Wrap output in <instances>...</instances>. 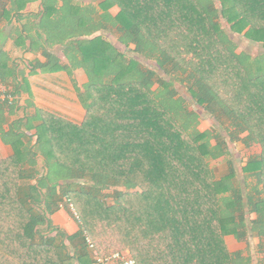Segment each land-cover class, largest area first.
<instances>
[{
    "label": "trees",
    "instance_id": "16d2710c",
    "mask_svg": "<svg viewBox=\"0 0 264 264\" xmlns=\"http://www.w3.org/2000/svg\"><path fill=\"white\" fill-rule=\"evenodd\" d=\"M57 1L43 7L58 15L50 36L67 47V63L45 53L38 67L87 74L78 91L85 115L74 123L35 107L6 131L16 105L0 104V134L13 150L0 159V264H89L86 238L100 256L127 250L135 264H233L225 234L244 235L251 212L250 229L264 234V64L236 51L220 19L264 44V0H217L219 8L214 0H101L99 19L92 6L85 16L73 0ZM104 23L117 25L119 41L133 43L161 73L92 36ZM163 74L182 75L231 142L259 144L242 167L249 188L236 181L231 160L215 176L211 161L225 159L228 142L196 130L197 114ZM65 198L79 222L72 235L50 219Z\"/></svg>",
    "mask_w": 264,
    "mask_h": 264
},
{
    "label": "crops",
    "instance_id": "0c3cea01",
    "mask_svg": "<svg viewBox=\"0 0 264 264\" xmlns=\"http://www.w3.org/2000/svg\"><path fill=\"white\" fill-rule=\"evenodd\" d=\"M43 1L0 0V79L7 90L14 95L16 105L13 114L8 116L7 122L3 124L6 131L10 128V123L24 117L25 114H32L35 107L59 115L74 123H80L85 115V110L78 99V91L82 90L87 84V74L81 68L68 72L63 69L42 70L38 67L39 64L46 62L45 53L57 56L61 64H66V54L68 52L63 42H57L53 39V36L52 38L50 36L56 30L58 15L55 11L46 15ZM73 1L81 7V11L85 16L89 6L96 10L97 18L106 14L100 8L99 3L101 0ZM60 5H62V0L57 1V7ZM118 11L119 8L114 5L107 9V14L110 17H115ZM51 21L53 22L51 23ZM244 33L245 30L241 33L244 38V45L246 44L251 48L255 46L257 51L253 53L248 49H243L240 52L249 55L252 60L255 57L256 59H263V42L252 41L246 38ZM93 35H101L129 58L133 56L127 55L120 46L136 54L133 51V43L126 46L119 41L121 33L117 25L104 23V26L95 31ZM87 37L88 35L82 34L78 36L79 39ZM3 108L5 110V106ZM4 114L6 116L5 111ZM26 133L31 143H34V129ZM245 135L246 133L241 134L240 138ZM244 146L249 148L251 145ZM259 149L258 154L261 151L260 146ZM12 152L11 145L0 134V159L10 156ZM38 161V168L41 171L43 166L41 155H38ZM67 208V205L60 201L58 209L52 213L50 219L52 224L58 227L59 230L72 235L78 231L79 225L67 211ZM255 218L256 214L254 212L246 215L243 228L244 235H239L240 229L239 233L231 232L224 235L226 249L234 259L233 264H264V234H258L250 229V223Z\"/></svg>",
    "mask_w": 264,
    "mask_h": 264
},
{
    "label": "rangeland",
    "instance_id": "374dc122",
    "mask_svg": "<svg viewBox=\"0 0 264 264\" xmlns=\"http://www.w3.org/2000/svg\"><path fill=\"white\" fill-rule=\"evenodd\" d=\"M94 1V0H93ZM214 4L217 8H219V2L217 0H214ZM220 23L222 25V28L225 33L228 34V38L230 41H232L236 45V51L240 52L241 50H249L250 52L256 53V47L254 46L253 48L247 46L246 44L244 45V38L242 34H237L234 33L230 30L229 25L222 19H220ZM112 38V37H111ZM249 47V48H248ZM122 50H124L127 55L133 56L132 58H136L138 61H140L145 67L149 68H154L156 71L159 69L157 68V65L155 61L153 60H147L143 57L138 56L137 54L131 53L129 50H127L125 47L120 46ZM260 62L262 65L264 64V58L260 59ZM262 72H264V69L262 68ZM160 73V71H159ZM177 77H174L173 75L171 76H166L162 75V77L166 78L167 80H170L173 83V86L177 92V97L182 99L183 103L186 106L187 110L195 112L197 115V122H196V130L199 132L211 130L213 132H218L221 133V135L226 139L228 142V152L230 153L226 155L225 159H217V160H212L211 165L214 170V174L219 177L221 175H224L228 172V166L226 164V161L231 160V162L234 165V169L236 171L235 178L236 181H238L242 186L245 185L246 188H249V183L251 182V178L248 177L246 174H244L241 171V167L245 164V162L252 156H255L259 152V145L258 144H251L249 148L245 147L244 144L241 141H234L231 142L229 138L226 135V130L224 129L223 126L219 125V123L211 117L204 109L202 106L198 105L191 95L189 94L185 81L180 78V75H176ZM183 77V76H182ZM181 79V80H180ZM156 87V84L153 86V88ZM211 144H215V140L211 139ZM246 180L247 182H244ZM120 188V187H119ZM115 191V188H109L108 190L103 191L102 196L104 199L107 201L111 200V195ZM63 199L61 202L63 203ZM64 204V203H63ZM66 205V204H65ZM67 211L70 213V215L73 217V219L78 223V219L74 215L72 209H70L69 206H67ZM42 230V228H40ZM44 229V228H43ZM67 244H69L68 241H66ZM70 249L71 245H70ZM127 251V250H123ZM77 264V263H76Z\"/></svg>",
    "mask_w": 264,
    "mask_h": 264
},
{
    "label": "built area",
    "instance_id": "2783aa9c",
    "mask_svg": "<svg viewBox=\"0 0 264 264\" xmlns=\"http://www.w3.org/2000/svg\"><path fill=\"white\" fill-rule=\"evenodd\" d=\"M13 99L14 97L8 92L7 88L4 86L0 79V104L4 102L11 103ZM63 203L69 206L70 209H72L74 215L78 219L70 200L65 198ZM60 205L62 206V204ZM86 242L88 244L89 250L91 251V261L89 264H135L134 258L128 251L118 250L106 256H100L93 250V244L91 243L89 238H86Z\"/></svg>",
    "mask_w": 264,
    "mask_h": 264
}]
</instances>
